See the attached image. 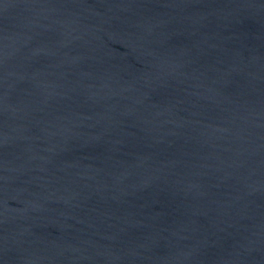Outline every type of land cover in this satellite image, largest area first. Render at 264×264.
<instances>
[{
	"label": "water",
	"instance_id": "water-1",
	"mask_svg": "<svg viewBox=\"0 0 264 264\" xmlns=\"http://www.w3.org/2000/svg\"><path fill=\"white\" fill-rule=\"evenodd\" d=\"M0 264H264V0H0Z\"/></svg>",
	"mask_w": 264,
	"mask_h": 264
}]
</instances>
